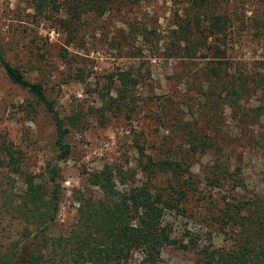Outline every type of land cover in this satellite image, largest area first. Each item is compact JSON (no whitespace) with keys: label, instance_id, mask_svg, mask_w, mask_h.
<instances>
[{"label":"rangeland","instance_id":"rangeland-1","mask_svg":"<svg viewBox=\"0 0 264 264\" xmlns=\"http://www.w3.org/2000/svg\"><path fill=\"white\" fill-rule=\"evenodd\" d=\"M53 1L0 0L5 59L42 84L61 116H78L66 138L68 158L53 162L50 114L0 67V259L30 264L42 253L38 264H63L42 241L68 236L78 193L98 196L91 179L106 168L119 190L150 182L152 191L173 202V189L185 191L177 208L165 211L163 223L176 244L162 249L159 264H195L204 246L233 249L236 228L217 222L225 203H236L235 196L264 199V0H229L222 11L229 18L226 36L217 42L199 35L206 45L193 57L177 48L185 44L173 33L177 22L186 24L188 0H94L91 12L73 9L83 0ZM216 46L223 55H215ZM212 65L225 68L228 78L247 77L249 91L238 104L231 106L232 99L211 84ZM121 72L133 80L126 93ZM243 111L253 118L240 117ZM189 129L209 135L214 145L192 153ZM148 158L179 163L181 177L149 174L142 167ZM217 161L238 168L243 186L226 176L209 184ZM48 162L60 168L62 197L55 221L38 237L40 229L22 222L11 205L28 193V177L46 184ZM127 264H142L139 253Z\"/></svg>","mask_w":264,"mask_h":264},{"label":"trees","instance_id":"trees-1","mask_svg":"<svg viewBox=\"0 0 264 264\" xmlns=\"http://www.w3.org/2000/svg\"><path fill=\"white\" fill-rule=\"evenodd\" d=\"M228 2L229 0H188V6L183 11L187 19L186 24L177 22L176 31H173L185 44L183 48L180 45L177 48L186 56L193 57L197 46L206 45L199 35L206 34L207 38L221 42L220 37L226 36L229 23V18L222 12ZM53 3V0H38V6ZM94 6H96L94 0H83L82 3H75L73 9L82 8L91 12L94 9L90 8ZM214 49L215 55L224 54L220 47L216 46ZM0 67L11 83L26 90L50 114L55 127L54 145L57 153L53 162L67 159L70 146L66 138L70 133V127L77 123L78 116L76 114L61 116L55 102L47 97L42 84L27 80L17 67L5 59L1 49ZM209 70L212 75L211 84L218 85L220 91L232 99L229 103L231 106L238 104L240 97L248 93L247 77L228 78V75H225V68L219 65H212ZM118 80L122 87L121 93H126L133 82L130 75L121 72ZM261 88L264 89V84ZM237 108L240 109L239 105ZM257 109L260 111L262 107L259 106ZM255 114L260 113L257 111ZM240 117L253 118L244 111ZM186 135L192 153H204L214 145L207 134L199 135L189 129ZM142 167L152 175L161 172L181 177L180 164L172 160L154 162L148 158ZM45 174L48 177L46 184L36 183L33 177H28V193L16 205H11L12 211L22 222L40 229L38 237H43L47 225L55 221L62 197L58 182L61 171L57 163L48 162ZM211 174L212 177L207 179L211 185H219L222 176H226L233 181L236 188L243 186L238 168L230 171L228 165L224 166L217 161ZM184 181L187 185L192 184L190 177ZM120 183L125 184L121 179ZM91 184L97 187L99 195L86 196L78 193L77 217L68 236L54 240L44 239L41 245L52 248L53 255L63 264H127L135 252L141 256L142 264H159L162 249L176 244L170 227L163 223L165 211L177 208V204L186 198L185 191L173 189L176 196L173 202L171 197L163 198L152 191L150 182L119 190L115 175L109 168L91 179ZM233 198L236 203H225L217 222L222 229L230 222L236 228L234 248L225 251L210 245L204 246L200 249L201 263L195 264H264V199L256 197L251 202H246L236 196ZM26 231L27 235L31 236L32 231L29 229ZM191 246H196V243ZM42 258V253L32 255L29 262L38 264ZM0 264H8V261L2 258Z\"/></svg>","mask_w":264,"mask_h":264}]
</instances>
